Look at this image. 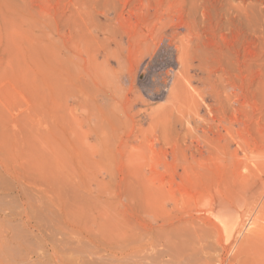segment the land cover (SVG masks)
<instances>
[{"label": "rangeland", "instance_id": "rangeland-1", "mask_svg": "<svg viewBox=\"0 0 264 264\" xmlns=\"http://www.w3.org/2000/svg\"><path fill=\"white\" fill-rule=\"evenodd\" d=\"M0 264H264V0H0Z\"/></svg>", "mask_w": 264, "mask_h": 264}, {"label": "bare ground", "instance_id": "bare-ground-1", "mask_svg": "<svg viewBox=\"0 0 264 264\" xmlns=\"http://www.w3.org/2000/svg\"><path fill=\"white\" fill-rule=\"evenodd\" d=\"M224 225V229H225V236L226 240L225 242H229L233 240V234L235 233V231L237 230V224H226V223H222Z\"/></svg>", "mask_w": 264, "mask_h": 264}]
</instances>
